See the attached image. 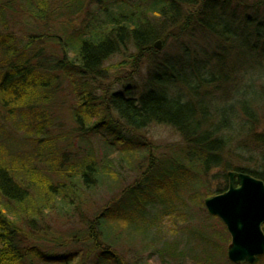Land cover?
I'll return each mask as SVG.
<instances>
[{
  "label": "trees",
  "instance_id": "obj_1",
  "mask_svg": "<svg viewBox=\"0 0 264 264\" xmlns=\"http://www.w3.org/2000/svg\"><path fill=\"white\" fill-rule=\"evenodd\" d=\"M35 1L37 19L46 23L52 21L47 15L49 0ZM95 5L94 10H87L83 1L77 9L68 6V13L62 14L67 18L81 14L83 18L75 32L68 31V24L61 25L58 42L63 56L53 65L39 58V53L32 54L27 49L18 53L8 46L4 37L0 40V46L7 47L0 62L3 69L0 96L5 95L3 107L11 105L12 115L25 108L21 115L28 124L26 132L38 139V150L48 143L49 157L54 151L55 137L48 133L49 121L43 117L45 105L51 103L53 89L60 79L58 72L75 91L77 107L73 119L79 133L104 129L113 138V144L106 143L108 147L102 162L97 163L91 155L87 156L82 163L90 162V165L80 171L74 167L65 169L61 166L63 161H56L52 156L53 161L49 163L37 160L43 168L33 167V173L28 171L38 175L35 181L26 177L24 181L19 177L17 180L0 163V264H126L125 257H129L128 264H144L141 257L144 254L158 256L161 264H230L226 256L229 235L221 222L224 235L213 232L201 237L199 244L187 239L194 226L175 240L158 242L161 234L158 223L175 214H178L176 220L187 217L184 200L190 199L196 204L200 200V192H192L186 183L191 175L180 166L181 158L177 159L180 166L177 188L162 185L144 191L139 189L137 181L123 193L112 195L114 199L96 211L91 221L82 223L85 224L82 231H76L71 224L75 215L89 209L95 189L105 188L111 194L121 183L115 162L126 163L133 171L137 169L127 158L122 160V151H132L135 141L141 140L133 135L151 125H164L175 131L182 140L180 147L186 158L193 148L196 150L197 166L191 180L202 189L205 188L204 177L213 169H221L226 182L224 189L219 188L216 194L228 189L229 171L246 173L264 182V130L261 133L257 130L258 123L264 125L261 112L264 78L257 79L254 88L243 84L245 77L239 76L242 79L237 80V85L242 86L236 90L242 89L244 99L238 101L242 116L236 132L228 122L227 126L210 128L199 137L193 131L200 130L203 123L195 120L186 105L169 100L158 90L172 78L171 73L176 68L185 69L190 65L187 60L196 59L192 56L185 60L169 56L160 59L154 48L157 40L165 45L169 39L196 37L197 31H201L204 39L216 42L219 58L225 57L233 65L227 67L229 75L236 76V72H240L246 76L249 59H255L257 67L264 65V0H97ZM104 14L110 16L107 22L102 21ZM234 39L241 40L243 47L233 44ZM125 50L132 52L134 62L149 63L151 71L142 93L137 97L130 88L111 92L107 87L100 94L102 89L98 85L108 78L107 61ZM144 146L150 149L147 143ZM255 150L262 154L256 155ZM234 152L242 160V166L231 167L230 162L224 160V154ZM113 153L115 162L111 159ZM90 174L94 177L91 184L87 182ZM72 180L78 187L76 200L70 196L74 194ZM53 226L55 229L67 227L68 233L57 234ZM45 245L69 251L47 254L43 250L47 249ZM150 257L145 259L148 264ZM262 260L264 256L254 264Z\"/></svg>",
  "mask_w": 264,
  "mask_h": 264
},
{
  "label": "rangeland",
  "instance_id": "obj_2",
  "mask_svg": "<svg viewBox=\"0 0 264 264\" xmlns=\"http://www.w3.org/2000/svg\"><path fill=\"white\" fill-rule=\"evenodd\" d=\"M83 1L87 5V10L95 9L97 0H49L47 15L53 20L46 23L37 19L35 0H0V40L2 41L4 37L8 46L18 53L26 52L27 50L31 51L32 54L39 53V58L46 59L50 65H53L54 62L59 61L63 56L58 42L61 25L68 24V31L70 33L75 32L80 28L81 18H83L81 14H75L69 18L62 14L68 13V6L72 7V9H77ZM64 7H67V9H64ZM109 19L110 16L104 14L102 21L107 22ZM201 40L207 41L204 38ZM201 40H198L197 37L189 36L178 40L177 43L174 39L167 41V45L165 44L162 52L158 54L160 59L167 54L176 56L180 52L179 48H182L188 51L196 60H187L190 65L185 69L176 68L171 73L172 78L165 84H161L158 90L161 94L168 97L169 100L186 105L195 120L203 123L200 130L193 131L196 136H202L204 132L210 131V128L227 126L228 122L230 125L233 124V131L236 132L241 126L240 120L242 116L238 101L244 99V97L241 98L242 89L236 90L237 87L242 86L237 85V80L242 79L239 76H244L245 82L243 81V84L256 88V80L264 76V65L263 67H257L255 73L249 70L246 76L240 72H236V76L232 74L230 76V71L227 72V67L228 65H233L230 61H226L225 57L219 58L220 51L216 42L207 41L204 43ZM235 45L238 48L243 47L241 41L235 43ZM5 51H7V47L0 46V62L4 59L3 54H5ZM131 56L132 52L125 50L107 61L105 66L108 68V78L98 85L102 89L100 94L107 87L111 92H124L126 88H130L131 92L137 97L142 93L144 81L151 71L150 66L146 61L143 64L134 62ZM7 59H9V56ZM251 61L253 60L249 59V62ZM43 63L48 66L46 62ZM210 64L213 66H209ZM58 75L62 77L61 72H58ZM2 77L3 69L2 65H0V82ZM53 90H55L53 99L47 106V114H49L48 127L50 128L48 133L55 137L54 151L51 154L52 159L63 161L61 166H65V169L74 167L77 171L89 167L90 162L82 163V160L87 159V156L90 157L91 155L97 163H101L108 147L106 143L108 145L109 143L113 144V138L104 129L96 132L83 130L81 132L84 135L87 134V138L80 140L81 132L79 133L73 119V112L77 107V103L72 95L69 81L60 78ZM257 90H254V92ZM3 96L5 97L3 94L0 96V163L6 166L11 171V174L15 178L17 177V180H19V177L24 181L26 177L30 181H35L38 175L35 172L33 175L31 174L33 173V167L38 170L43 168V165L37 163V160L47 163L52 160L48 153V143L43 149L41 148L42 150H38L36 146L38 139H33L31 132H26L28 124H25L26 121L21 115L24 113L25 110L23 109L25 108H21L20 111L16 110L17 113L12 115L10 112L11 105L8 104L7 108L3 107ZM7 97L10 98L11 95L8 93ZM246 98H250V95L248 94ZM261 112L262 114L264 113V104ZM257 128L259 133L263 132V122L258 123ZM133 136H137L141 140L135 141L132 151H122L121 156H123L122 160H125V158L130 160L137 169L133 171L126 163L115 162L116 154L114 155V153L116 152L111 155V159L115 162V171L121 183L118 187L111 190L113 191L111 194L105 188L95 189L93 196L90 197L93 202L91 201L89 209L75 215L74 220L72 219L73 223L71 226L76 231H82L85 226L82 223L87 220L91 221L93 219L91 217L96 211L102 210L109 201L114 199L112 195L123 193L126 187L133 185L137 181L140 185L139 189L144 191H149L150 188L161 187L162 185H165L166 188L175 189L177 188L179 167L181 165L189 171L191 179H193L196 172L195 167L197 166L195 161L196 150L193 148L189 157L186 158L184 150L180 147L183 144L182 140L171 128L164 125H151L146 130ZM145 143L150 146V149L148 147L145 148ZM45 147L48 149L47 151ZM44 149L45 152L43 151ZM251 149H254V147L251 146ZM255 151L256 155L262 154L260 150ZM178 158L182 160L180 166L177 162ZM224 160H228L231 167L242 166V160L236 156L235 152L232 155L224 154ZM90 175H88L89 179L87 180L89 184L93 183L94 180L93 175ZM191 179L187 178L186 183L190 186L192 192H200L198 194L200 200L197 201V204L192 203L190 199L184 200L187 207V211L184 212L189 213L187 217L184 215V218L176 220L178 214H175V216L163 218L158 223V227L161 229L158 242L175 240L177 236H180L192 226L194 228L187 234V239L192 242L196 241L198 244L201 243V237H207L213 232H219L224 235V229L219 223L221 220L209 215L204 206L206 198L219 195L215 192L219 188L224 189L226 185L221 169H213L208 172L203 179L205 183V188L203 189ZM53 180H56V178H53ZM72 188L74 189V194H70V196L78 198V187L73 180ZM90 193L88 192L87 194L91 195ZM75 198L74 200H76ZM177 213H179V208ZM53 229V232L60 235L68 233L67 227L55 229L53 226ZM153 233H156V231L154 230ZM113 239H115V236ZM230 242L231 237L229 235V242L226 243V256ZM45 247L47 249L43 250L47 254H63L69 251V249H55L54 245H45ZM118 252L125 257L123 252L120 250ZM141 257L142 262L148 264L145 259L150 257L149 254H144ZM150 259V264H161L158 256L150 257ZM128 261L129 257H125L123 260L126 264H128ZM259 264H264V260L259 262Z\"/></svg>",
  "mask_w": 264,
  "mask_h": 264
},
{
  "label": "water",
  "instance_id": "obj_3",
  "mask_svg": "<svg viewBox=\"0 0 264 264\" xmlns=\"http://www.w3.org/2000/svg\"><path fill=\"white\" fill-rule=\"evenodd\" d=\"M155 48L161 50L162 42ZM228 190L208 197L209 215L221 220L231 237L227 257L231 264H254L264 256V182L249 174L229 171Z\"/></svg>",
  "mask_w": 264,
  "mask_h": 264
},
{
  "label": "bare ground",
  "instance_id": "obj_4",
  "mask_svg": "<svg viewBox=\"0 0 264 264\" xmlns=\"http://www.w3.org/2000/svg\"><path fill=\"white\" fill-rule=\"evenodd\" d=\"M197 38H198V40H201L203 37H204V33L203 32H201V31H197V33H196V35H195ZM182 39V38H181ZM178 40H180V39H175L174 38V41L177 43L178 42ZM157 41H161L162 42V40H157ZM156 41V42H157ZM201 41H203V40H201ZM239 41H241V40H238V41H236L235 39H234V41H233V44H235V43H237V42H239ZM155 42V43H156ZM204 43H206L207 41H203ZM155 43H154V48H155ZM209 43V42H208ZM167 45V44H166ZM163 46H165L164 45V43L162 42V48H161V50H157L156 48H155V51L159 54L160 52H162V49H163ZM209 48H210V46H209ZM180 49V52L176 55V56H174V55H171V54H167V55H165V56H169V57H171V59L172 58H175V59H183V60H185V59H189V57L191 56V54H189L188 53V51H185L184 49H182V48H179ZM210 58H212V57H210ZM209 58V59H210ZM213 59V58H212ZM212 61V60H211ZM48 64H50L49 62H48ZM209 66H213L212 64H210ZM249 70H252L254 73L256 72V70H257V66H256V63H255V59L253 60V61H251V63L249 64V66H248V69H247V72H246V74H248V71ZM60 78H63V77H60ZM260 78H264V76L263 77H260ZM71 90H72V95L74 96V93H75V91L71 88ZM54 92H55V90H53V94H54ZM49 104L50 103H48V105H45L46 106V108H45V116L43 117L47 122L49 121L48 120V116H49V114H47L48 112H47V106H49ZM81 135L83 136L84 134H82L81 133ZM86 135L87 134H85L83 137H80V140L81 139H85V138H87L86 137ZM69 162V161H68ZM261 257H263V256H261ZM260 258V257H259Z\"/></svg>",
  "mask_w": 264,
  "mask_h": 264
}]
</instances>
